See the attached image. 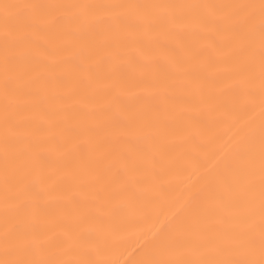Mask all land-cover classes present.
<instances>
[{"label": "snow or ice", "instance_id": "6c2138e0", "mask_svg": "<svg viewBox=\"0 0 264 264\" xmlns=\"http://www.w3.org/2000/svg\"><path fill=\"white\" fill-rule=\"evenodd\" d=\"M241 110L126 264H264V0H0V264H120L131 217Z\"/></svg>", "mask_w": 264, "mask_h": 264}, {"label": "bare ground", "instance_id": "6f19581e", "mask_svg": "<svg viewBox=\"0 0 264 264\" xmlns=\"http://www.w3.org/2000/svg\"><path fill=\"white\" fill-rule=\"evenodd\" d=\"M255 111L258 113V107ZM253 115L252 112L238 111L222 118L195 138L192 159L183 162L180 171L166 180L164 189L155 194L154 202L145 213L131 217L121 234V248L127 247L128 251L123 255L117 252L113 258L126 264L137 247V241L151 240L158 229L175 218L178 210L199 188L203 174L214 168L222 153L230 150L237 130L244 127Z\"/></svg>", "mask_w": 264, "mask_h": 264}]
</instances>
